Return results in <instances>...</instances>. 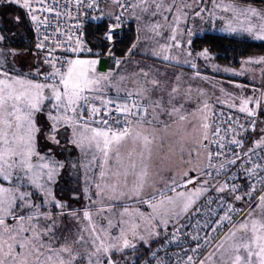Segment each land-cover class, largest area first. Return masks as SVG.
Listing matches in <instances>:
<instances>
[{"label":"snow or ice","instance_id":"1","mask_svg":"<svg viewBox=\"0 0 264 264\" xmlns=\"http://www.w3.org/2000/svg\"><path fill=\"white\" fill-rule=\"evenodd\" d=\"M205 19L264 44L243 0L0 7L36 37L25 63L0 27V264H264V55L242 61L251 86L202 75Z\"/></svg>","mask_w":264,"mask_h":264},{"label":"trees","instance_id":"2","mask_svg":"<svg viewBox=\"0 0 264 264\" xmlns=\"http://www.w3.org/2000/svg\"><path fill=\"white\" fill-rule=\"evenodd\" d=\"M4 6H6V1L2 0L0 3V7ZM8 10L9 12H12L14 9L9 8ZM8 22L10 21L0 20V27H3L5 23L8 24ZM8 26L11 28L12 32L5 31L4 33L5 35L10 37V39L5 41L6 45H9L11 49L15 50L29 51L30 49H32L31 46L33 33L27 31L26 24L18 26V30L16 29V26H13L11 24V22ZM13 33L15 35H13ZM134 38L135 31L133 30L128 32L125 43L123 45H119L118 47L126 49L133 42ZM192 48L194 50L207 48L219 63H223L229 66H237L241 63L240 61L242 59H245L252 55H264V44H261L260 42L243 43L238 39H233L231 35H225L213 31H206L203 34L198 33V35L194 37V44ZM117 56H120L119 52L117 53ZM62 181L63 180H61L60 182ZM66 182L64 181V184ZM73 183L76 184V181H73ZM62 187L63 194L67 195L70 188H72V185L69 184Z\"/></svg>","mask_w":264,"mask_h":264},{"label":"crops","instance_id":"3","mask_svg":"<svg viewBox=\"0 0 264 264\" xmlns=\"http://www.w3.org/2000/svg\"><path fill=\"white\" fill-rule=\"evenodd\" d=\"M252 6L253 7H262L264 8V0H253L252 2ZM208 23V22H207ZM223 20H219V19H213L212 24L210 25L209 28H205L203 31V23L201 20H195V21H190L189 26H197L200 27L199 29L196 30L197 33H204L206 31H213V32H218L221 33L222 30V25ZM209 29V30H208ZM211 29V30H210ZM206 30V31H205ZM232 36V35H231ZM194 52H199L200 50H194ZM250 57V56H249ZM142 56H133V59H142ZM193 62L197 63L198 65H200L201 69H202V75H207L209 76L211 79L215 80V81H225L224 77L226 78H232L234 75V72L237 71V69L240 67L241 63L239 65L235 66H224L222 64H219L213 56H211L209 54V59H204L203 57H197L195 59H193ZM149 63H152V61H149ZM224 68H228L230 69L229 71L225 72L223 71ZM181 72H185L188 74H191L192 70L190 68H188L187 66L181 67L180 68ZM244 76V75H243ZM245 78V77H244ZM244 78L240 79V80H244ZM239 80V79H238ZM217 86H219V84H217Z\"/></svg>","mask_w":264,"mask_h":264},{"label":"rangeland","instance_id":"4","mask_svg":"<svg viewBox=\"0 0 264 264\" xmlns=\"http://www.w3.org/2000/svg\"><path fill=\"white\" fill-rule=\"evenodd\" d=\"M1 1L2 0H0V3H1ZM6 1V0H5ZM252 2H253V0H243V3L245 4V5H250V6H252ZM253 7V6H252ZM256 8H258V7H256ZM258 9H264V8H262V7H259ZM207 21H208V19H205V20H203L202 21V23H203V31H204V29L207 27V28H209L210 27V25L212 24V22H213V20H211V21H209L208 23H207ZM10 24V22H8V25ZM221 27H222V30H221V33L222 34H225V35H232V34H230V33H227V32H225V31H223V29H224V27H225V21H223V23H222V25H221ZM191 28H193L194 29V31H196L197 29H199L200 27H198L197 28V26H192ZM16 29L18 30L19 29V27L18 26H16ZM209 30V29H208ZM211 30V29H210ZM198 31V30H197ZM206 31V30H205ZM12 32V31H11ZM205 33V32H204ZM12 34V33H11ZM10 34V35H11ZM203 34V33H202ZM7 36V35H6ZM15 40V39H14ZM33 46H34V44H33V39H32V48H33ZM7 47L8 48H10V46L9 45H7ZM15 50V49H14ZM17 51H20V52H24V51H26V50H17ZM209 54L211 55V56H213L210 52H209ZM253 57H256V56H259V55H252ZM214 57V56H213ZM20 59H22L23 61H25V63H27L28 61H31L32 59H33V57H32V55H31V53L29 52V55L28 56H25V57H21ZM215 59V58H214ZM216 60V59H215ZM244 59H242L240 62H241V65H240V67L237 69V71H235L234 72V75H233V77L232 78H226V77H224V80L225 81H227V82H230V83H234V84H247V85H249V86H251V82H252V74L250 73V72H245V75L244 76H241V75H238L237 73H239L240 71H242L244 68H245V65H243L242 64V61H243ZM217 61V60H216ZM218 62V61H217ZM219 63V62H218ZM219 64H222V65H224V66H229V65H225V64H223V63H219ZM236 67V66H235ZM25 71H27V67H25ZM245 77V78H244ZM242 78H244V80H240V79H242ZM239 79V80H238ZM260 83V80L259 79H257L256 80V84L258 85ZM161 156L162 157H164V159H162L161 161H160V163H161V165L163 166V167H165V168H173V170H176V168H177V165L179 164V159H178V157L177 156H169L166 152L165 153H161ZM63 176H64V179H63V181L62 182H60V186L62 185V186H65V185H72V188L73 187H75L76 186V184L75 183H73V181H76L75 180V178H74V175H70V174H68V173H65V174H63ZM64 181L66 182L65 184H64ZM71 182H72V184H71ZM153 246H155V245H153ZM143 250V249H142ZM146 260V257H141V259H140V261L141 262H143V261H145Z\"/></svg>","mask_w":264,"mask_h":264},{"label":"built area","instance_id":"5","mask_svg":"<svg viewBox=\"0 0 264 264\" xmlns=\"http://www.w3.org/2000/svg\"><path fill=\"white\" fill-rule=\"evenodd\" d=\"M207 22H209V20H208ZM35 40H36V37H35V35L33 34V44L35 43ZM153 247L155 248V247H157V245H155V246H153ZM174 250L178 251V249H174ZM140 264H144V261H143V262L140 261Z\"/></svg>","mask_w":264,"mask_h":264}]
</instances>
